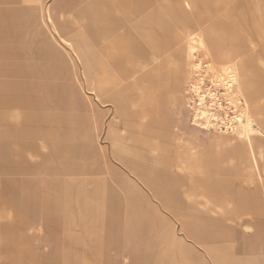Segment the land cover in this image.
I'll list each match as a JSON object with an SVG mask.
<instances>
[{"label":"rangeland","instance_id":"1","mask_svg":"<svg viewBox=\"0 0 264 264\" xmlns=\"http://www.w3.org/2000/svg\"><path fill=\"white\" fill-rule=\"evenodd\" d=\"M171 252L264 264V0H0V264Z\"/></svg>","mask_w":264,"mask_h":264},{"label":"crops","instance_id":"2","mask_svg":"<svg viewBox=\"0 0 264 264\" xmlns=\"http://www.w3.org/2000/svg\"><path fill=\"white\" fill-rule=\"evenodd\" d=\"M118 1H124V0H118ZM126 1V0H125ZM73 5V4H72ZM188 5V4H187ZM97 6L93 5V4H85L84 6V16L86 18V22L85 20H83L82 16H75L73 10H77V6H75L70 13H63L61 12V14L59 15L60 18H68L70 20V22H72L74 25L79 26H85L90 27L92 26V24H94L95 20H93L92 18H94V14L96 15L97 12L99 11L101 14V17L103 19L102 23H101V27L103 28V30H108V29H113L116 27V25L118 23H120L121 21L118 20L115 22V18L113 15V12L118 13L120 11L119 15H122V6L118 7V5L115 2H101L98 6V8H96ZM118 7V9H117ZM98 9V11H97ZM81 10V8H80ZM81 14V13H80ZM121 17V16H120ZM117 23V24H116ZM85 24V25H84ZM95 25V24H94ZM158 52L155 51V54H157ZM162 89L167 90L166 87L164 85H162ZM249 157V155H248ZM250 161V158H249ZM251 163V161H250ZM193 255V256H191ZM201 256H198V253L195 252V254H182L180 252H171L170 254H168L169 260L166 261V264H183V258H187V259H207L206 257L210 258L207 254L202 256V254H200ZM156 256H163V254H157ZM192 263V262H191ZM185 264V263H184Z\"/></svg>","mask_w":264,"mask_h":264},{"label":"bare ground","instance_id":"3","mask_svg":"<svg viewBox=\"0 0 264 264\" xmlns=\"http://www.w3.org/2000/svg\"><path fill=\"white\" fill-rule=\"evenodd\" d=\"M261 153V152H260ZM260 153H258V154H260Z\"/></svg>","mask_w":264,"mask_h":264}]
</instances>
